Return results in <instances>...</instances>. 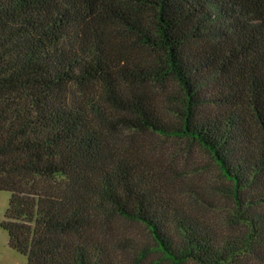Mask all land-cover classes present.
Listing matches in <instances>:
<instances>
[{
	"label": "trees",
	"instance_id": "16d2710c",
	"mask_svg": "<svg viewBox=\"0 0 264 264\" xmlns=\"http://www.w3.org/2000/svg\"><path fill=\"white\" fill-rule=\"evenodd\" d=\"M0 190L27 264H264V0H0Z\"/></svg>",
	"mask_w": 264,
	"mask_h": 264
},
{
	"label": "rangeland",
	"instance_id": "374dc122",
	"mask_svg": "<svg viewBox=\"0 0 264 264\" xmlns=\"http://www.w3.org/2000/svg\"><path fill=\"white\" fill-rule=\"evenodd\" d=\"M186 143L181 144L186 146ZM188 149L193 159L199 162L203 174L215 176L216 171L208 155L195 144ZM9 197L8 191L0 190V264H27L26 256L9 246L7 232L2 228ZM110 226L113 260L116 264H172L157 252H151L145 258L139 256L152 247V240L143 224L119 217L113 219Z\"/></svg>",
	"mask_w": 264,
	"mask_h": 264
}]
</instances>
